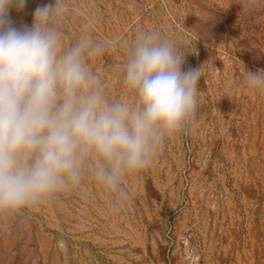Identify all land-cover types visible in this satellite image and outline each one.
<instances>
[{
  "label": "rangeland",
  "instance_id": "1",
  "mask_svg": "<svg viewBox=\"0 0 264 264\" xmlns=\"http://www.w3.org/2000/svg\"><path fill=\"white\" fill-rule=\"evenodd\" d=\"M243 0H67L66 43L91 14L110 50L94 61L112 99H133L113 65L139 29L159 32L200 69L195 117L167 138L152 165L128 177V198L88 179L57 200L0 221V264H264V91L245 71L264 70V9ZM27 0L9 18L33 24Z\"/></svg>",
  "mask_w": 264,
  "mask_h": 264
},
{
  "label": "clouds",
  "instance_id": "2",
  "mask_svg": "<svg viewBox=\"0 0 264 264\" xmlns=\"http://www.w3.org/2000/svg\"><path fill=\"white\" fill-rule=\"evenodd\" d=\"M0 0V221L53 202L90 179L128 198L126 180L149 168L165 140L195 117L200 69L182 71L184 53L157 31L139 29L113 65L133 99H112L94 61L110 50L94 36L91 14L66 43L67 0L36 8L32 26L16 27ZM242 13L264 9L243 0ZM245 86L264 91V70L245 71Z\"/></svg>",
  "mask_w": 264,
  "mask_h": 264
}]
</instances>
